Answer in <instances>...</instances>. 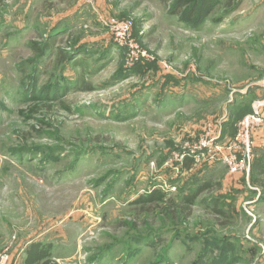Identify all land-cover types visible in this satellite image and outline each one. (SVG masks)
<instances>
[{
	"label": "rangeland",
	"instance_id": "rangeland-1",
	"mask_svg": "<svg viewBox=\"0 0 264 264\" xmlns=\"http://www.w3.org/2000/svg\"><path fill=\"white\" fill-rule=\"evenodd\" d=\"M257 160L264 0H0V257L264 264Z\"/></svg>",
	"mask_w": 264,
	"mask_h": 264
},
{
	"label": "trees",
	"instance_id": "trees-1",
	"mask_svg": "<svg viewBox=\"0 0 264 264\" xmlns=\"http://www.w3.org/2000/svg\"><path fill=\"white\" fill-rule=\"evenodd\" d=\"M201 8L203 9V7ZM200 14H201V11L198 12V15L202 18L205 15L204 12L202 15ZM66 56L69 57V54H67ZM185 163H187L186 164L187 167H190L193 162L190 161V159H186ZM252 171H253V175L256 177L255 184L264 186V184H262L264 181V164L260 162L259 160H257L254 166L252 167ZM207 189H209L208 185H206L205 187L203 186L198 187V189L193 191L191 194H187L181 198L182 204L175 203L174 201L170 202V204H172L175 212L180 211L181 214L184 216V218L187 217L188 219L193 214L192 208L195 205L198 197L200 196L202 192H204ZM166 199L167 197L164 194H162L160 191H153L151 194H149V197L147 200L151 202L158 201L160 203H166L167 201ZM218 212L221 213L220 210ZM26 264H54L52 260L50 259V249H46L45 247H42L40 244L33 245L31 247V250L28 252Z\"/></svg>",
	"mask_w": 264,
	"mask_h": 264
},
{
	"label": "built area",
	"instance_id": "built-area-1",
	"mask_svg": "<svg viewBox=\"0 0 264 264\" xmlns=\"http://www.w3.org/2000/svg\"><path fill=\"white\" fill-rule=\"evenodd\" d=\"M123 26H125V25H123ZM246 122L247 123H251L253 121L247 119ZM231 167L233 168V171H236L237 172L238 171V168H239V163L238 164H235V165H233ZM0 264H12L11 261H10L9 255H3V256H1L0 257Z\"/></svg>",
	"mask_w": 264,
	"mask_h": 264
}]
</instances>
